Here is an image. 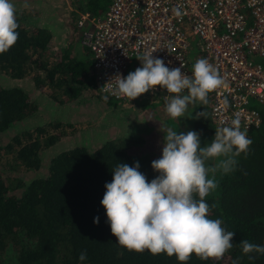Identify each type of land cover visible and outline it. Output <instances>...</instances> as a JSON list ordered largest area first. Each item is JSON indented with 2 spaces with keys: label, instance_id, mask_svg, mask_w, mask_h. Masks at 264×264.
Masks as SVG:
<instances>
[{
  "label": "trees",
  "instance_id": "1",
  "mask_svg": "<svg viewBox=\"0 0 264 264\" xmlns=\"http://www.w3.org/2000/svg\"><path fill=\"white\" fill-rule=\"evenodd\" d=\"M83 1V10L97 15L110 0ZM17 22L18 41L0 54V70L10 79L9 84L0 83V133L38 108L31 89L18 79L28 78L34 87L58 102L77 98L90 81L87 75L92 59H82L66 50L60 55L52 51L50 30L34 24L30 12L17 11ZM260 112V124L247 133L253 141L249 154L236 157L237 166L231 173L218 171L214 177L211 173L208 176L218 184L205 198L210 206L208 218L222 220V227L236 233L233 248L219 261L201 260L193 253L186 264H264V254L246 255L240 243L247 240L264 246V107ZM208 120L205 114L199 128L212 135ZM46 130L40 125L35 132L31 128L16 132L0 144V156H12L6 168L37 170L40 151L61 135ZM143 141L139 135H130L108 139L92 150L78 144L59 151L51 157L47 173L20 184V193L12 191L19 183L10 184L0 171V264L8 249L12 255L8 264H182L175 255L129 251L118 244L107 222L101 201L106 183L113 180V169L120 163L135 167L139 162V171L147 182L159 175L152 162L161 157L145 150ZM220 159L223 157L211 158L206 165ZM96 217L98 224L94 223ZM82 252L87 254L84 261L79 260Z\"/></svg>",
  "mask_w": 264,
  "mask_h": 264
},
{
  "label": "clouds",
  "instance_id": "2",
  "mask_svg": "<svg viewBox=\"0 0 264 264\" xmlns=\"http://www.w3.org/2000/svg\"><path fill=\"white\" fill-rule=\"evenodd\" d=\"M174 11L180 15L179 9ZM19 27L16 6L11 0H0V54L16 44ZM153 53L150 51L138 58L142 66L127 77L117 75L101 89L134 100L160 86L175 94L170 99L165 97V110L171 118L177 119L185 116L189 104L194 101L207 104L208 94L225 83L205 58L195 62L189 76L181 71L183 65L170 69ZM184 90L188 94L181 95ZM164 140L161 158L152 162L159 175L150 183L139 171V162L135 167L120 163L113 169V180L106 183L101 201L111 232L118 244L129 251L175 255L182 264H186L193 253L201 260L219 261L233 248L236 233L222 227V220L208 218L210 206L205 198L218 187L216 180L208 176L211 173L214 177L218 171L224 174L234 171L236 157L242 153L247 156L253 141L246 128L241 130L239 117L231 121L230 127L216 129L213 141L204 147L196 131L185 134L168 128ZM220 157L223 159L218 163L206 165L211 158ZM94 223H99V217ZM240 243L246 255L264 254L262 245L247 240ZM86 259V252H82L79 260ZM249 259L255 257L249 256Z\"/></svg>",
  "mask_w": 264,
  "mask_h": 264
},
{
  "label": "built area",
  "instance_id": "3",
  "mask_svg": "<svg viewBox=\"0 0 264 264\" xmlns=\"http://www.w3.org/2000/svg\"><path fill=\"white\" fill-rule=\"evenodd\" d=\"M87 18L93 29L83 30L82 43L90 50L91 74L102 94L127 98L101 88L117 75L127 77L133 56L134 71L142 66L138 58L151 51L170 69L183 65L189 76L205 58L225 81L208 94L214 136L237 117L247 133L260 124L255 102H264V0H110L101 17L81 13L78 26ZM147 94L171 95L160 86Z\"/></svg>",
  "mask_w": 264,
  "mask_h": 264
},
{
  "label": "rangeland",
  "instance_id": "4",
  "mask_svg": "<svg viewBox=\"0 0 264 264\" xmlns=\"http://www.w3.org/2000/svg\"><path fill=\"white\" fill-rule=\"evenodd\" d=\"M11 2L16 6L17 10L26 11L28 13L30 12L34 24L36 23L43 27L49 24L51 28L56 27V29L61 28V26L63 27L62 29L65 32V36L62 30L57 31V33L61 34L62 36L61 38L54 40L57 47H53L52 51L60 55L64 50H66L67 53L74 52L75 48L76 50L79 49V51H77L78 54L74 52L73 55L82 59L91 57V55H89V48L84 43H82V36L84 29L91 31L93 26L90 24L89 18L85 20L86 22L82 26H78L77 24V18L79 16H77L76 12H78L80 7L84 8L83 0H50V3H47V0H43V2L38 0L37 2L33 3H31L32 0H11ZM25 4H27L28 7H25ZM84 11L80 10L79 12ZM103 12L104 11H101L97 15L101 17L103 16ZM26 20L27 19H24L25 22ZM58 22L60 24H58ZM194 40L195 36H193L192 41ZM65 41L68 42L66 43ZM191 57L195 61L197 60V55L191 53ZM136 59L137 56L132 57V63H130L127 67V75L134 71V63ZM261 61L263 60L261 59ZM87 76L90 81L87 83V87L81 90L79 96L73 100L63 102H58L50 98L46 93H42L40 89H37L33 86L32 82L28 78L24 77L18 79V81L22 82L25 87L31 89L33 97L38 101V108L33 114L14 122V124L0 133V144L4 145L3 143H5V141H7L16 132L30 128L32 129V132H35L34 128L40 125L47 128V133H53L57 135L61 133V135L59 136V139H57L52 145L40 151L41 162L40 167L37 170H8L6 167H8V164L11 161V154L0 156V171L4 176L9 178L10 184L15 182L19 183V186L12 189L13 192L20 193V186L22 183L26 184V182H28V180L33 177L45 175L47 173V168L51 157L57 154L59 151L78 144L85 145L87 148L92 150L101 145L105 138H112L114 134L113 131L115 130L116 120L122 121L123 125L117 124L120 125V131L128 132L133 128L134 131L132 135H137L138 130L135 127L136 125L132 123L133 115L130 114L132 105L127 107L128 102H134L137 100H130L128 98L116 99L114 97L104 95L99 92V84L91 74V69L89 70ZM9 82L10 79L8 76L0 70V83L9 84ZM144 94L147 95L146 98H149L147 93ZM250 99L253 102L255 101L252 97H250ZM255 104L259 108L264 107V102L256 101ZM163 112L167 114L166 110ZM127 118H130L132 121H129ZM69 119L74 120L69 121ZM164 119L165 118H161V120ZM56 122L59 124L61 123V125L54 126ZM130 122L132 127L129 128L128 125ZM155 123L157 122L155 121L151 128L156 126ZM168 128L173 129L177 133L183 132L185 134L188 131H196L200 135L201 147L209 145L212 142V136L208 131L199 127L189 129L182 127L178 119L171 118L167 122V128L165 130L163 126H157L151 131H149L148 128L141 131V134L145 136L143 138H146L144 141L147 145L145 148L143 143L142 148H145L147 151H154L155 154L161 157L165 143L164 138ZM9 250L10 249H8L6 253L2 254V264H8V262L12 260V255Z\"/></svg>",
  "mask_w": 264,
  "mask_h": 264
},
{
  "label": "crops",
  "instance_id": "5",
  "mask_svg": "<svg viewBox=\"0 0 264 264\" xmlns=\"http://www.w3.org/2000/svg\"><path fill=\"white\" fill-rule=\"evenodd\" d=\"M37 1L38 0H32L31 3L37 2ZM41 1L43 2V0H41ZM49 1L50 0H47V3H50ZM79 3H81V2H79ZM80 10L84 11L83 7H80L78 12H76L77 16H80L81 13L87 12V11L79 12ZM17 11H19V10H17ZM88 13L90 14V16L91 15H95V14H92L91 12H89V11H88ZM78 18H77V20H78ZM58 24H60V23L58 22ZM90 24L93 26L91 19H90ZM45 27L48 28L50 30L51 34H52V39H51V44L52 45H51V47L52 48L53 47L56 48L57 45L54 42V40H57V39L61 38V36H62L61 34L57 33V31L62 30V32H63V34L65 36V32L62 29L63 27L61 26V28H58V29H56V27L55 28H51L49 24H47ZM74 35H76V34H74ZM65 42L67 43L68 41H65ZM59 45H58V47H59ZM77 51H79V49L76 50L74 48V52L76 54H78ZM89 55H91V53ZM89 59H91V57H89ZM186 94H188L187 91H184V92L181 93V95H186ZM148 95H149V98H146V96H147L146 94H142L138 98L134 99V100H137V101L128 102L127 103V107H130V105H132V109L130 110V114L133 115V122L132 123H134V125H136L135 127L138 130L137 135L141 136L142 138L145 137V136H143L141 134V131H143L146 128H148L149 131H151L153 128H156L157 126H160V127L163 126L164 130L167 128V122L171 119V117L169 115L167 116V114L163 112V111H165V97H168L170 99L175 94H171V95H164V94L163 95H161V94L159 95V94H157V95H154V96H152L150 94H148ZM158 104H159V106H158ZM202 110H204L205 112H203ZM205 114L207 115V118H208V115H209L208 106H206V104L200 102L199 100H196L193 103L189 104L187 112L185 113V116L177 118V119H178V121H179V123H180V125L182 127H185V128L189 129V128H194V127H199L200 126L199 122H203V120L205 118ZM117 115H118V112H117ZM161 118H165V119L161 120ZM127 119L129 121H132V120H130V118H127ZM73 120L74 119H72V120L69 119V121H73ZM155 121L157 122V123H155L156 126L151 128L153 126L152 124ZM208 123H211V122L208 120ZM115 124H116L115 125V130L113 131L114 134H113L112 138H105L104 141H106L108 139H120V138H124V137L130 136V135L133 134V131H134L133 128H132V130H129L128 132H122V131L119 130L120 125H117V124H122V121L116 120ZM128 127L129 128L132 127L131 126V122L128 125ZM159 130H162V129H159ZM213 135L214 134L212 133V135H211L212 136V141H213V139L215 137ZM144 139H146V138H144Z\"/></svg>",
  "mask_w": 264,
  "mask_h": 264
}]
</instances>
